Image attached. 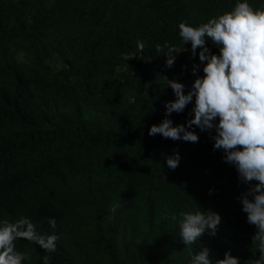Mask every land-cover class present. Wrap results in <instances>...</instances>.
<instances>
[{
    "label": "trees",
    "instance_id": "trees-1",
    "mask_svg": "<svg viewBox=\"0 0 264 264\" xmlns=\"http://www.w3.org/2000/svg\"><path fill=\"white\" fill-rule=\"evenodd\" d=\"M235 2L0 0V225L26 218L37 235L55 237L52 252L17 239L25 264L44 256L49 264H188L201 244L216 259L229 250L241 264L258 258L255 228L235 199L246 186L208 133L195 129L199 143L148 136L175 99L160 76L187 91L199 62L184 52L165 69L155 46L190 49L178 23L198 26ZM190 109L169 118L184 123ZM174 149L173 171L164 157ZM200 209L222 224L185 248L180 213Z\"/></svg>",
    "mask_w": 264,
    "mask_h": 264
},
{
    "label": "clouds",
    "instance_id": "clouds-1",
    "mask_svg": "<svg viewBox=\"0 0 264 264\" xmlns=\"http://www.w3.org/2000/svg\"><path fill=\"white\" fill-rule=\"evenodd\" d=\"M177 27L182 43L190 44L191 48L182 50L165 41L155 46L156 51L166 57L165 69H172L181 53L189 52L192 60L198 57L199 62L191 65L195 79L186 91L185 84L160 76L175 99L165 102L164 118L149 127L148 136L199 143L195 129L208 133L213 141L212 150L223 152V162L235 168L239 184L246 186L235 199L246 214V223L255 228L251 245L257 249L258 258L247 259L244 264H264V0L256 6L249 0H236L231 10L198 26L181 21ZM139 50L143 51L142 44ZM181 67L186 70L188 66ZM189 105L185 122L174 124L169 117L184 113ZM173 152L164 159L167 168L174 171L181 157L178 149ZM212 192L210 189L208 194ZM118 207L115 204L109 209L112 213L109 219L114 218ZM180 216L179 241L188 249L205 234L215 237L222 224L221 215L211 209L182 212ZM50 222L55 224L54 220ZM17 239L34 241L48 252L55 250V237L45 239L37 235L30 221L22 218L18 223L0 225V264H25L28 257L16 249ZM42 259L43 264H49L48 256ZM188 264H241V261L230 250L222 259H216L211 249L201 244L198 252H190Z\"/></svg>",
    "mask_w": 264,
    "mask_h": 264
},
{
    "label": "rangeland",
    "instance_id": "rangeland-1",
    "mask_svg": "<svg viewBox=\"0 0 264 264\" xmlns=\"http://www.w3.org/2000/svg\"><path fill=\"white\" fill-rule=\"evenodd\" d=\"M181 57H182V53H181L180 55H178V57H177V59H176V60H179ZM20 59H23V57H22V56H20ZM58 66H60V65L58 64Z\"/></svg>",
    "mask_w": 264,
    "mask_h": 264
}]
</instances>
